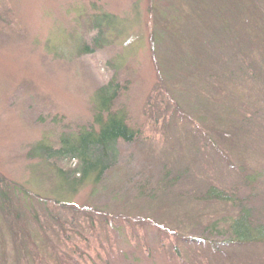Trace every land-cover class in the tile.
<instances>
[{
	"label": "rangeland",
	"instance_id": "1",
	"mask_svg": "<svg viewBox=\"0 0 264 264\" xmlns=\"http://www.w3.org/2000/svg\"><path fill=\"white\" fill-rule=\"evenodd\" d=\"M237 2L0 0V264H264L228 233L264 227V0ZM109 82L136 136L59 188L75 162L36 146L96 128Z\"/></svg>",
	"mask_w": 264,
	"mask_h": 264
},
{
	"label": "trees",
	"instance_id": "2",
	"mask_svg": "<svg viewBox=\"0 0 264 264\" xmlns=\"http://www.w3.org/2000/svg\"><path fill=\"white\" fill-rule=\"evenodd\" d=\"M237 1L231 0L233 9L237 7ZM98 21L95 25L101 26V20L98 19ZM94 42L97 41L94 40ZM80 50L82 53L92 51L88 46H83ZM118 90V84L109 82L96 92V115L93 120L96 128L81 130L73 136L62 135L58 140L57 148L43 144L36 146L35 157L37 158L49 162L62 160L75 162V168L72 170L58 169L56 171L55 177L58 179L59 188L74 190L88 181L94 184L100 182L114 168L117 143L120 141L129 143L136 136V133L125 123L124 118L112 112L113 102L119 94ZM3 198L5 195L0 192V203L5 207L7 203ZM204 199L225 204L232 201L225 192L213 187L206 191ZM44 204L46 202L43 203L45 207ZM239 212H241L239 217L232 220L229 225L228 233L231 235V243L233 241L234 245L242 247L264 241V227L251 226L247 213L242 209ZM57 225L62 226L59 222Z\"/></svg>",
	"mask_w": 264,
	"mask_h": 264
}]
</instances>
